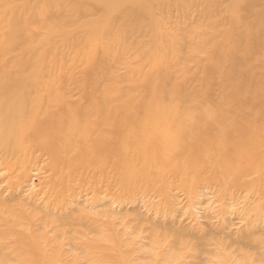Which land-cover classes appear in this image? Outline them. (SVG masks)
<instances>
[{"label": "rangeland", "instance_id": "obj_1", "mask_svg": "<svg viewBox=\"0 0 264 264\" xmlns=\"http://www.w3.org/2000/svg\"><path fill=\"white\" fill-rule=\"evenodd\" d=\"M246 8L234 0H0V82L32 76L59 84L70 101L93 85L94 98L122 91L128 101L250 114L264 98V0ZM25 155L24 178L0 168V201L14 181L12 209H21L25 231L19 253L0 239L10 253L0 264H264L260 185L243 188L229 172L219 186L203 154L164 172H112L111 161L95 175H81L99 166L76 156L55 169Z\"/></svg>", "mask_w": 264, "mask_h": 264}, {"label": "bare ground", "instance_id": "obj_2", "mask_svg": "<svg viewBox=\"0 0 264 264\" xmlns=\"http://www.w3.org/2000/svg\"><path fill=\"white\" fill-rule=\"evenodd\" d=\"M234 2L251 8L258 0ZM253 47L261 45L256 41ZM93 87L79 100L70 101L59 84L44 86L32 76L0 82V168L6 170L7 177L18 168V179L24 178L26 153L32 165L46 157L53 168L58 164L67 168L76 156L86 167L99 166L81 175L104 174L111 161L115 163L110 166L112 172L120 165L129 171L140 166L164 172L170 161L203 154L219 174V186L226 187L229 172H233L241 187L257 183L264 193V98H251L258 101V108L245 115L225 108L215 112L208 103L209 107L197 111L195 105L181 109L176 100L168 105L153 97L128 101L131 98L122 91L94 98ZM17 141L29 148L25 152L16 148ZM13 185L14 181L7 182V196L0 201V239L10 240L14 252L19 253L25 245L19 236L25 231L21 209H12L17 199ZM2 243L7 246L6 242L0 246ZM9 254L0 250L1 259Z\"/></svg>", "mask_w": 264, "mask_h": 264}]
</instances>
